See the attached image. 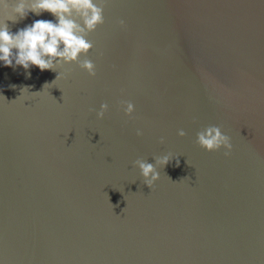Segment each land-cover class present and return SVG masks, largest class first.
<instances>
[{
  "label": "water",
  "instance_id": "1",
  "mask_svg": "<svg viewBox=\"0 0 264 264\" xmlns=\"http://www.w3.org/2000/svg\"><path fill=\"white\" fill-rule=\"evenodd\" d=\"M104 17L80 57L95 77L0 63V264H264V0H106ZM208 126L229 156L196 143Z\"/></svg>",
  "mask_w": 264,
  "mask_h": 264
},
{
  "label": "clouds",
  "instance_id": "2",
  "mask_svg": "<svg viewBox=\"0 0 264 264\" xmlns=\"http://www.w3.org/2000/svg\"><path fill=\"white\" fill-rule=\"evenodd\" d=\"M105 4L106 0H15L14 4H10L9 0H0V12L7 17L5 21L18 23L26 19L30 12L37 16L48 12L55 17V21L34 20L16 32H12L5 23L0 28V63L5 67L21 66L26 71L32 66L45 71L55 70L56 65L61 63H78L89 76L95 77L96 66L93 61H81L80 57H86L93 48L87 36L104 24ZM119 24L122 28L126 26L124 20H120ZM30 75L27 72V76ZM59 77L60 74L56 79ZM122 107L126 116H131L134 112L131 102H122ZM107 111L108 104H101L98 118H103ZM137 135H142V132L137 130ZM178 135L183 137L186 133L181 129ZM163 142L161 138V143ZM196 143L209 152L223 148L225 156L231 154L230 137L223 134L219 126H208L199 131ZM169 162L170 156L164 155L157 158L156 164L166 166ZM135 164L151 189L159 179L156 166L142 159H137Z\"/></svg>",
  "mask_w": 264,
  "mask_h": 264
}]
</instances>
